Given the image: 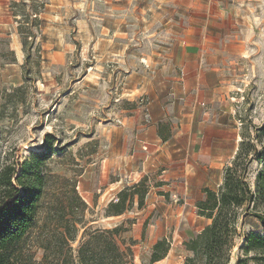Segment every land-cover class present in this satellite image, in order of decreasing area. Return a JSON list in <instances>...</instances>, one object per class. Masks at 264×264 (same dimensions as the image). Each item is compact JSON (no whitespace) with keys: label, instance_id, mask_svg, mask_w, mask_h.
I'll return each mask as SVG.
<instances>
[{"label":"rangeland","instance_id":"374dc122","mask_svg":"<svg viewBox=\"0 0 264 264\" xmlns=\"http://www.w3.org/2000/svg\"><path fill=\"white\" fill-rule=\"evenodd\" d=\"M229 1L236 4L241 20L242 47L226 67L231 89L221 107L226 128H235L236 153L242 143L257 148L248 156L252 159L248 176L254 185L264 164V0ZM90 2L66 5V11L64 3L49 0H0V165L6 159L22 160L50 142L45 161L48 171L73 180L87 204L77 223V238L71 243L74 258L90 233L116 229L114 237L126 250L130 264H184L189 254L185 242L210 222L198 216L197 203L196 208L186 206L184 219L163 221L161 217L158 225L161 211L151 222L148 218L134 225L135 217L121 215L137 211L134 202H139L140 193L146 209V184H121L127 185L122 192L128 196L127 208L120 215H113L109 208L120 193L104 198L96 190V185L117 177L103 163L107 142L122 129V115L128 108L123 97L127 69L113 67L106 60L98 62L96 51L88 47L90 34L80 33L82 28L89 30L93 21ZM20 25L32 34L26 49ZM236 153L222 169L221 181ZM216 179L207 180L206 191L217 189ZM50 186L63 194L70 191L67 182L54 178ZM84 188L89 193L82 195ZM165 198L170 200L168 195ZM175 198L177 205L184 204L180 195ZM237 227L230 264H264V248L247 250L244 239L251 231L264 232L260 220L242 212ZM162 238L167 239L169 252L151 263L153 246ZM33 251L36 264L57 263L52 255L42 262L43 249L34 247Z\"/></svg>","mask_w":264,"mask_h":264},{"label":"crops","instance_id":"0c3cea01","mask_svg":"<svg viewBox=\"0 0 264 264\" xmlns=\"http://www.w3.org/2000/svg\"><path fill=\"white\" fill-rule=\"evenodd\" d=\"M84 1L49 0L64 3L66 11V5L78 7ZM90 3L93 21L80 33L90 34L88 47L96 51L98 62L127 69L123 97L128 108L122 129L107 142L103 163L117 177L105 185L101 182L104 187L96 185V190L105 198L121 193L127 186H121L124 182H141L147 187L146 209L143 205L138 209L136 200L137 211L121 217H135L134 225L148 218L151 222L161 211L158 225L161 217L184 219L186 206L196 208L194 203L206 198L209 178H219L216 182L221 184L222 169L237 150L235 128H226L221 107L231 89L226 67L242 47L236 4L229 0ZM178 195L184 204L172 200Z\"/></svg>","mask_w":264,"mask_h":264},{"label":"trees","instance_id":"16d2710c","mask_svg":"<svg viewBox=\"0 0 264 264\" xmlns=\"http://www.w3.org/2000/svg\"><path fill=\"white\" fill-rule=\"evenodd\" d=\"M28 29L20 25L24 49L32 37ZM250 151H257L255 145L242 143L226 166L221 184L198 202V214L210 223L185 242L189 254L184 264H230L242 212L256 216L264 229V164L252 185L248 176L252 165ZM50 152L49 142L22 160L6 159L0 165V264H36L34 247L43 249L42 262L52 255L56 264H130L126 250L114 237L116 229L90 233L74 258L71 243L77 238V223L87 204L73 180L48 171L45 161ZM53 178L67 182L70 191H52ZM127 196L121 192L119 199L110 203L113 215L125 212ZM143 196L140 193L139 206L143 205ZM244 239L247 250L264 248V232L251 231ZM169 249L166 238L158 240L151 263L163 259Z\"/></svg>","mask_w":264,"mask_h":264}]
</instances>
